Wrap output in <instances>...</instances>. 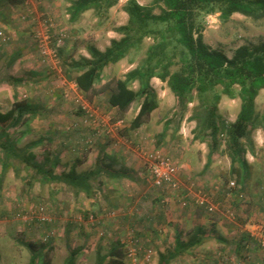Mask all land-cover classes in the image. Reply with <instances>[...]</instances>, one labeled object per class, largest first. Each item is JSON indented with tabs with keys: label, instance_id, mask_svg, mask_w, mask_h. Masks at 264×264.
<instances>
[{
	"label": "rangeland",
	"instance_id": "374dc122",
	"mask_svg": "<svg viewBox=\"0 0 264 264\" xmlns=\"http://www.w3.org/2000/svg\"><path fill=\"white\" fill-rule=\"evenodd\" d=\"M140 1L145 5L153 2ZM125 3L119 0L114 5L117 8L112 6L101 15L89 9L70 20L68 0H23L17 4L0 0V110L10 109L15 99H27L37 110L10 129L16 144L56 172L73 167L88 172L103 149L120 154L125 150L130 156L129 160L128 154L118 158L128 169L126 176H102L100 184L93 182L91 193L62 182L43 184L41 176L19 159L12 160L2 177L0 162V264H30L33 253L38 255L35 264H45L48 259L51 264H67L71 250H77L75 264H95L99 255L108 257L117 240L125 250L127 264H159L161 249L166 247L162 252L166 254L173 250L177 236L186 243L207 231L202 247L186 246L170 264H264V247L256 238L260 234L256 227L264 226V128L252 131L254 149L246 154L251 171L244 187L237 183L230 186L236 180L223 139L213 153L207 141L195 138L199 128L193 115L199 109L198 98L182 109L167 83L152 78L159 106L147 123L132 130L129 126L140 101L120 119L109 106L107 94L95 95L90 101L65 76L64 58L90 57L89 47L103 51L113 38L122 36L115 28L128 21V14L122 13ZM118 4L123 5L118 8ZM204 24L205 41L229 57L241 45L264 42V18L234 13L223 20L217 11L206 15ZM145 42L140 52L107 66L99 85L114 77L125 78L136 68L152 39ZM11 76L24 80L13 84ZM131 84L135 90L141 87L139 80ZM255 102L257 111L263 112L264 88ZM217 106L221 121L229 124L237 118L241 98L221 94ZM165 128L158 143L157 134ZM152 154L169 158L177 167V188L153 184L148 171ZM139 160L144 181L137 180L134 169L132 172L125 164L135 166ZM152 190L157 196L153 202L148 192ZM201 199L204 205L198 203ZM152 203L163 211L172 209L176 234L173 224L162 228L159 239L150 241V236L138 230L145 222L139 219L129 225L135 213H146ZM212 205L215 208L209 211L206 207ZM189 213H194L195 219L193 215L187 218ZM182 216L186 217L184 224ZM204 218L205 233L202 229L196 233L195 227ZM243 233L249 234V245L237 250Z\"/></svg>",
	"mask_w": 264,
	"mask_h": 264
},
{
	"label": "trees",
	"instance_id": "16d2710c",
	"mask_svg": "<svg viewBox=\"0 0 264 264\" xmlns=\"http://www.w3.org/2000/svg\"><path fill=\"white\" fill-rule=\"evenodd\" d=\"M10 1L17 4L23 0ZM118 1L75 0L72 3L71 18L76 19L89 9H94L100 15L106 14ZM155 9H159V12H155ZM123 10L128 14V21L115 28L122 35L120 38H113L103 51L89 47L90 57L63 59V71L67 79L73 81L90 101L95 95L107 94L109 106L115 109L120 119L136 101H140L139 111L129 126L132 130L147 123L159 106L157 92L151 85L152 78L157 77L167 83L182 109L198 98L199 109L193 115V119L198 120L199 128L195 138L207 141L209 150L213 153L219 150L223 139L225 151L231 159V174L235 176V183L243 188L251 171L246 154L248 150L254 149L252 131L256 127L264 128V111L258 112L255 102L259 91L264 88V42L241 45L229 57L224 51L212 48L205 41L204 18L220 11L223 20L234 13L261 19L264 18V0H153L150 5L141 4L138 0H127ZM146 38L152 39V42L147 45L141 63L128 72L125 78L114 77L100 86L103 70L110 64L143 50ZM59 51L63 52V49L59 48ZM14 61L15 57L11 59V63ZM10 79L13 84L24 80L23 77L16 76H11ZM135 80L141 83L138 90L131 84ZM219 86L221 91L218 90ZM221 94L230 97L238 95L241 98L237 118L229 124L221 121L218 112L217 104ZM36 113L35 105L27 99H15L10 109L0 110L2 177L15 159L24 161L36 175H40L39 180L43 184L62 182L77 191L88 193L93 191L95 180L100 183L103 181L102 176L113 178L127 175L128 169L119 163L120 156L105 151L97 158L96 167L88 172H77L75 167L68 172H56L54 167H47L46 163L35 160L31 151L22 150L16 144L10 129ZM166 130L167 128L157 134L158 143L164 138ZM56 163L55 158L53 164ZM115 163L120 166L114 168ZM199 234L186 243L178 236L173 250L167 254L160 253L159 264H170L172 259L184 252L186 246L200 244L202 240ZM249 242V234L243 233L237 242V250L248 247ZM27 246L33 250L31 243H27ZM76 254L77 250H71L67 264H75ZM37 257V253H33L30 264H35ZM106 258H109L108 261ZM45 264H51V259ZM95 264H127L122 243L115 241L108 257L99 255Z\"/></svg>",
	"mask_w": 264,
	"mask_h": 264
},
{
	"label": "crops",
	"instance_id": "0c3cea01",
	"mask_svg": "<svg viewBox=\"0 0 264 264\" xmlns=\"http://www.w3.org/2000/svg\"><path fill=\"white\" fill-rule=\"evenodd\" d=\"M75 0H68V8H67V16L70 18V20H73L72 18H71V13H72V11H71V9H72V3L74 2ZM125 1H127V0H125ZM138 2L139 3H141V4H143L140 0H138ZM123 4H121V5H119L118 4V8H120V6H122ZM145 5V4H144ZM113 7H115V6H113ZM112 7V8H113ZM115 8H117V7H115ZM112 10V9H111ZM123 13V15H126L127 13L126 12H122ZM82 14V13H81ZM154 79H156V80H159V78H157V77H155ZM153 86V85H152ZM154 87V86H153ZM142 138V137H141ZM104 150V149H103ZM102 150V151H103ZM102 151H98V155H97V158L99 157V155H100V153L102 152ZM105 152H108L109 154H113V153H115L117 156H120V155H124L125 156V154H128L127 155V160H129L130 159V156H129V153L128 152H125V150L124 151H121L122 153L120 154V152L119 151H114V152H112L111 150L110 151H108V150H104ZM124 152V153H123ZM129 156V157H128ZM97 160V159H96ZM249 161V160H248ZM108 162V161H107ZM96 163H97V161H96ZM249 163H251V161H249ZM125 164L126 165H129V168H133L134 169V173H135V176H136V179L137 180H140V181H144V179H145V177H144V172L142 171V169H141V164H140V160L139 161H137V163H135V166L133 165L132 166V164L131 163H126L125 162ZM120 165L118 164V163H115L114 165H113V167L114 168H118ZM190 166V165H189ZM94 167H96V164H95V166ZM204 166H202L201 168H203ZM133 169H132V172H133ZM184 169V168H183ZM98 184H100V182H98ZM151 195H152V202L154 201V199L155 198H157V196L155 197L154 195H155V193H154V191L152 190V192L151 191H148ZM143 194H144V192H143ZM189 195V194H188ZM187 195V196H188ZM157 208V209H156ZM138 210V209H137ZM139 212V211H138ZM138 214H141V215H138ZM171 214H173L172 213V209L170 210H168V209H166L165 211H163V210H161L160 209V207L158 206V205H154V203H152L151 205H150V207H148V209H147V211H146V213H135V217L133 218V220L132 221H130L129 222V225L130 224H133V225H135L136 223H138L139 222V219L140 220H142V222L144 223L143 224V226L145 225V227L144 228H142V229H138V230H140L141 231V233H143L142 235H145V236H150V241H151V239H153L154 241H155V239H157L158 237L157 236H162V234H160V231H162L163 229L162 228H166L167 226L169 227L170 225H173L174 224V231H175V234H176V228H178L177 227V224H175V223H173L172 222V220H174V218L173 217H171ZM193 215V218L195 219V215H194V213H189V214H187V218H189L190 216H192ZM184 218H186V217H184V216H182V219H181V221L180 222H183V224H184V222H185V219ZM123 222V221H122ZM163 224H162V223ZM177 222V221H176ZM206 222H207V220L204 218V219H202V221H199L198 222V226L197 227H195V229H196V233H197V231L199 230V229H202L203 231H204V233H205V224H206ZM161 223V224H160ZM160 224V225H159ZM168 229V228H167ZM167 229H165L166 231H168ZM139 231V232H140ZM209 232L207 231L205 234H199L200 235V237L202 236V237H204L205 235H206V237H204V238H202L201 237V240H203V239H206L207 237H208V234ZM177 236V235H176ZM178 237V236H177ZM177 237L175 238V243H174V246H175V244H176V239H177ZM159 239V238H158ZM181 240V239H180ZM183 242V241H182ZM202 242V241H201ZM184 243V242H183ZM195 246H197L196 248H200V247H202V246H200V244H195ZM164 248V249H163ZM162 249H161V251L162 252H164L165 250H166V247H163ZM161 252V253H162ZM200 255V254H199ZM160 259V258H159Z\"/></svg>",
	"mask_w": 264,
	"mask_h": 264
},
{
	"label": "built area",
	"instance_id": "2783aa9c",
	"mask_svg": "<svg viewBox=\"0 0 264 264\" xmlns=\"http://www.w3.org/2000/svg\"><path fill=\"white\" fill-rule=\"evenodd\" d=\"M148 171L151 176L152 182L155 186H172L177 188V167L171 162L169 158H166L160 154H152L148 165ZM230 186H235V182H231ZM199 204L204 205L205 200H199ZM209 211L214 210L215 206H207ZM256 229L260 231V234L256 236L258 242L264 247V226H257Z\"/></svg>",
	"mask_w": 264,
	"mask_h": 264
}]
</instances>
